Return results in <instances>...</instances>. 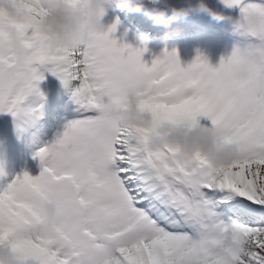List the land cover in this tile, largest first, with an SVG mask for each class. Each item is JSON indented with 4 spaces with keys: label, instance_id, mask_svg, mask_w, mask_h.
<instances>
[{
    "label": "snow or ice",
    "instance_id": "obj_1",
    "mask_svg": "<svg viewBox=\"0 0 264 264\" xmlns=\"http://www.w3.org/2000/svg\"><path fill=\"white\" fill-rule=\"evenodd\" d=\"M20 2L22 21L0 13V33L19 24L28 49L19 62L0 37V112L18 117L19 130L38 118L49 71L66 87L79 79L71 91L83 114L34 153L39 174L25 170L0 188V245L35 264H264V33L242 34L248 41L217 64L199 50L183 64L167 48L148 63L146 37L132 45L113 35L118 18L83 49L53 48L41 21L54 0ZM225 3L264 11V0ZM127 85L141 92L150 127L100 109L103 96L123 98ZM200 116L238 146L228 162L152 142L162 123ZM48 198L68 212L43 230Z\"/></svg>",
    "mask_w": 264,
    "mask_h": 264
},
{
    "label": "clouds",
    "instance_id": "obj_2",
    "mask_svg": "<svg viewBox=\"0 0 264 264\" xmlns=\"http://www.w3.org/2000/svg\"><path fill=\"white\" fill-rule=\"evenodd\" d=\"M163 3L165 6L161 7ZM155 7L147 8L145 0H54L47 14L41 21L42 29L54 37L53 48H76L86 44L91 33L104 29V16L109 8L127 9L128 11L144 10L153 18L156 24L171 26L174 20L187 17L192 11L208 12L214 19L230 20L232 31L238 34L264 33V11L255 7L240 12L238 16L219 12L213 9L206 0L191 2L177 6L169 0H153ZM0 13L6 18L22 21L26 10L20 0H0ZM178 32L179 29H176ZM166 32L165 35H171ZM3 41L10 47L13 57L19 62H25L28 49L25 46L22 30L17 23L5 24L0 33ZM141 92L132 85L124 89L123 98L106 94L102 97L99 107L105 112H113L115 119L122 124L150 127L152 114L141 110ZM151 140L154 144H173L178 146L185 156H193L197 152L206 155L214 164L228 162L238 151L234 142L226 141L208 124L198 119L191 124L162 123L153 130ZM66 206L53 198L45 199L43 204L42 229L51 230L57 222L67 214ZM0 264H35L31 259H20L11 248L0 245Z\"/></svg>",
    "mask_w": 264,
    "mask_h": 264
},
{
    "label": "rangeland",
    "instance_id": "obj_3",
    "mask_svg": "<svg viewBox=\"0 0 264 264\" xmlns=\"http://www.w3.org/2000/svg\"><path fill=\"white\" fill-rule=\"evenodd\" d=\"M207 4H209L211 7H213L214 5L215 6H219L217 3H215V4H213V3H211V2H208L207 1ZM200 13H201V11H200ZM206 15L208 16V17H211V15L210 14H208V13H206ZM80 47L83 49V47H84V45L82 44V45H80ZM78 59L79 58H81V53L79 54V56L77 57ZM43 80H45V78L43 79ZM80 81H78L77 82V84L79 83ZM76 84V85H77ZM199 120H200V122H202V123H205V124H208V125H210L211 124V120H210V118H208L207 116H200L199 117ZM56 125H57V122H54L53 123V128H52V131H50V133H49V138L47 137V139H45L41 144H39V147L44 143V142H46V141H50V140H52V139H54V135H55V130H56ZM38 147V148H39ZM37 148V149H38ZM23 163H25L24 164V168H23V170L25 171V170H29V171H31V172H34L33 170H31L29 167H28V161H26V162H23Z\"/></svg>",
    "mask_w": 264,
    "mask_h": 264
},
{
    "label": "bare ground",
    "instance_id": "obj_4",
    "mask_svg": "<svg viewBox=\"0 0 264 264\" xmlns=\"http://www.w3.org/2000/svg\"><path fill=\"white\" fill-rule=\"evenodd\" d=\"M104 20H106V15L104 16ZM142 37V36H141ZM81 56H82V52H81ZM192 60H189V62H191ZM62 82V81H61ZM72 107H67V106H65V107H62V109L65 111V112H67V111H72V109H71ZM77 108H79V106H77ZM65 112H63V113H65ZM76 116H78L79 117V115L80 114H75ZM59 131H61V130H57L56 131V134H57V132H59ZM19 138L18 137H15V141L16 140H18ZM35 140H36V136H33V135H29V138H27V141L28 142H31V143H34L35 142ZM8 158H10V159H8ZM17 161H19V159L15 156V155H13V157H12V154H10V153H8L7 154V163L9 164V165H13V163H17ZM6 163V164H7ZM6 164H5V166L3 167V166H0V168H6ZM7 169L8 168H6V170L5 169H3V171L2 172H0V176H4L5 174H6V172H7ZM1 188V187H0Z\"/></svg>",
    "mask_w": 264,
    "mask_h": 264
}]
</instances>
